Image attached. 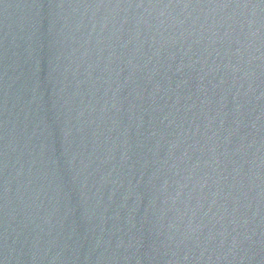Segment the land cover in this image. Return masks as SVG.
<instances>
[{
    "label": "water",
    "instance_id": "95a60500",
    "mask_svg": "<svg viewBox=\"0 0 264 264\" xmlns=\"http://www.w3.org/2000/svg\"><path fill=\"white\" fill-rule=\"evenodd\" d=\"M0 264H264V0H0Z\"/></svg>",
    "mask_w": 264,
    "mask_h": 264
}]
</instances>
